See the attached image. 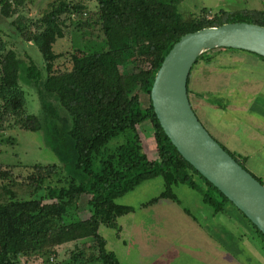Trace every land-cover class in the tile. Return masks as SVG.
<instances>
[{
	"label": "trees",
	"instance_id": "trees-1",
	"mask_svg": "<svg viewBox=\"0 0 264 264\" xmlns=\"http://www.w3.org/2000/svg\"><path fill=\"white\" fill-rule=\"evenodd\" d=\"M97 1L103 40L93 44L90 51L71 54V67L63 68L58 61L64 54L54 46L65 37L64 16L75 18L84 12L85 5L53 0L48 12L33 18L27 11L32 0H0V32L1 19L9 20L16 37L35 44L45 61L43 70L30 59L23 75L22 59L0 37L1 127L12 120L13 125L28 130H43L46 145L61 163L35 164L36 170L25 179L33 188L30 197H19L7 184L0 185L6 195L0 200V264H22L25 256L50 255L71 241L78 247L76 261L119 264L99 228L101 224L118 228V217L134 209L116 199L156 176L164 178L165 190L151 203L161 198L179 202L173 188L182 183L198 190L215 214L227 212L228 203L234 205L171 141L154 111L151 89L165 56L184 34L237 20L264 25V10H219L211 16V10L204 7L201 14L184 17L179 10L183 0ZM191 75L192 71L189 94ZM22 77L37 90L43 117L26 112ZM142 93L150 97L146 107ZM145 120L154 129L158 156L153 160L145 152L137 129ZM119 136L124 142L111 146V140ZM84 193L91 196L87 218L74 216L67 207ZM239 212L251 223L254 238L264 250V233ZM72 215L74 220L67 219ZM86 239L93 242L91 247L97 252L87 255L77 245L81 241L84 247Z\"/></svg>",
	"mask_w": 264,
	"mask_h": 264
},
{
	"label": "rangeland",
	"instance_id": "rangeland-1",
	"mask_svg": "<svg viewBox=\"0 0 264 264\" xmlns=\"http://www.w3.org/2000/svg\"><path fill=\"white\" fill-rule=\"evenodd\" d=\"M53 0H32L28 15L39 18L51 8ZM85 5L84 12L65 15V37L55 43V50L64 56L58 66L71 67L70 55L90 51L93 44L102 41L104 33L98 22L97 0H70ZM211 16L226 10L234 13L262 11L264 0H183L179 10L184 17L201 14L203 8ZM0 37L7 48H13L22 59L21 72L30 59L44 70L45 61L40 49L32 42H22L14 34L9 20L1 19ZM15 35V36H14ZM189 82L190 100L197 116L211 135L264 184V57L245 51H227L216 48L192 68ZM20 83L26 95V112L43 117L39 94L30 84ZM142 105L148 106L150 97L141 94ZM1 102V100H0ZM6 121L0 122V185L7 184L19 197H30L33 188L25 179L32 175L35 164L42 166L61 164L57 155L46 145L44 131L28 130ZM144 150L153 160L158 156L154 129L149 120L137 125ZM124 142L122 136L111 140L115 146ZM7 172V175H3ZM165 190L160 176L145 180L135 189L118 197L116 202L130 205L133 211L118 217V228L101 224L99 233L107 240V249L114 251L119 264H196L201 252L209 253L210 264L226 260L227 264H264V250L254 238L251 223L232 204L228 211L215 214L202 200L198 190L187 184H178L173 190L179 202L152 198ZM0 187V200L4 197ZM5 195V194H4ZM6 196V195H5ZM89 193L67 205L74 216L90 215ZM67 219L74 220V216ZM208 236L212 244L202 240ZM83 244L86 254L92 251V241ZM199 241H204L210 250ZM215 243V246L213 245ZM217 244V245H216ZM218 246V253L212 252ZM213 248V249H212ZM78 250L74 241L55 248L50 255L22 257V264H103L99 260L81 263L74 257ZM218 254L222 255L221 258Z\"/></svg>",
	"mask_w": 264,
	"mask_h": 264
},
{
	"label": "water",
	"instance_id": "water-1",
	"mask_svg": "<svg viewBox=\"0 0 264 264\" xmlns=\"http://www.w3.org/2000/svg\"><path fill=\"white\" fill-rule=\"evenodd\" d=\"M222 47L264 57V25L237 20L184 34L158 69L151 100L163 129L183 157L264 233V184L211 135L188 92L197 59Z\"/></svg>",
	"mask_w": 264,
	"mask_h": 264
},
{
	"label": "crops",
	"instance_id": "crops-1",
	"mask_svg": "<svg viewBox=\"0 0 264 264\" xmlns=\"http://www.w3.org/2000/svg\"><path fill=\"white\" fill-rule=\"evenodd\" d=\"M264 146V145H263ZM203 237V239L202 240H204V241H206L207 240V242H208V244H209V242H210V244H212V242H211V238L210 237H208V236H202ZM204 241H199V243H201V245L205 248V249H207L208 251L210 250V246H206L205 245V242ZM214 246H215V243L213 244ZM217 245V244H216ZM218 246L216 247V248H212L213 250H212V252H214L215 254H216V252L218 251ZM199 252H201L200 253V255L202 256L200 259L201 260H199V261H197V263L196 264H210L211 263V258H215L213 255L212 256H210L209 255V253H205L203 250H199ZM218 253V252H217ZM219 256H221V258H224L222 255H220V254H218ZM227 261L226 260H224V261H219L218 263H215V264H227L226 263ZM213 264V263H212Z\"/></svg>",
	"mask_w": 264,
	"mask_h": 264
}]
</instances>
